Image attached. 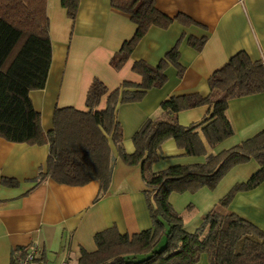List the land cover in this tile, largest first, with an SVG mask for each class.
<instances>
[{
  "label": "trees",
  "instance_id": "1",
  "mask_svg": "<svg viewBox=\"0 0 264 264\" xmlns=\"http://www.w3.org/2000/svg\"><path fill=\"white\" fill-rule=\"evenodd\" d=\"M78 2L60 0L72 25ZM110 4L136 25L132 37L110 59L115 70L126 63L151 26L166 29L173 21L197 24L184 14L167 16L156 8L155 0H111ZM46 5L47 0H0V137L48 146L45 166L32 179L34 186L47 178L70 186L99 180V195L111 182L112 143L122 162L139 167L152 222L151 228L131 235L120 233L115 225L96 232V249L88 252L81 247L76 264H195L202 253L207 254L209 264H264V230L227 210L238 192L253 190L264 182V127L229 148L207 153V147L213 148L234 134L226 115L228 100L264 92V61H253L245 51H238L208 77L207 95L191 93L163 100L159 106L163 116L145 119L132 136L134 151L126 153L116 107L139 102L148 90L162 87L170 65L181 77V38L156 65L144 60L133 62L132 70L141 77L139 83L122 81L109 90L94 77L86 92V110L55 108L52 127L44 131L29 93L44 88L52 58ZM206 40L205 36L189 37L188 44L201 50ZM104 95L105 106L98 109ZM201 105L210 108L201 122L184 126L177 121L179 111ZM168 139L187 155L205 156V160L153 170L160 146ZM250 160L258 167L249 178L235 183L219 199V209L208 211L194 231L187 230L169 201L170 194L213 187L231 168ZM18 184L15 178H0V185ZM17 252L22 253L23 248L11 252L9 264H16Z\"/></svg>",
  "mask_w": 264,
  "mask_h": 264
},
{
  "label": "crops",
  "instance_id": "2",
  "mask_svg": "<svg viewBox=\"0 0 264 264\" xmlns=\"http://www.w3.org/2000/svg\"><path fill=\"white\" fill-rule=\"evenodd\" d=\"M110 3L79 0L72 25L60 0H47L52 58L44 88L29 93L44 131L52 127L55 108L86 110V92L94 77L109 90L122 81L139 83L141 77L132 70L133 62L144 60L156 65L181 38V77L170 65L162 87L148 90L139 102L116 107L123 148L132 153L133 134L145 119L163 116L159 107L163 100L191 93L207 95L208 77L238 51H245L253 61H264V0H155L156 8L167 16L184 14L197 24L173 21L166 29L151 26L126 63L115 70L110 59L132 37L136 25ZM204 36L207 40L201 50L188 44L189 37ZM105 101L104 95L98 109L104 108ZM209 111L208 105H201L179 111L176 118L181 125L189 126L201 122ZM226 115L234 134L213 148L207 147L208 154L229 148L264 127V92L228 100ZM110 147L111 182L99 195V180L70 186L47 178L34 186L32 179L45 166L48 146L14 143L0 137V178L19 181L16 187L0 185V264H9L16 248L32 244L39 248L45 264H76L81 247L88 252L96 249L93 236L98 231L115 225L120 233L131 235L152 227L139 167L126 165L112 143ZM204 160L205 156L187 155L168 139L160 146L153 170ZM250 163L252 167L240 170L238 166L228 174L226 189L249 178L257 169V164ZM237 178L241 181H235ZM228 210L264 230V182L253 190L238 192ZM195 264H209L207 254L202 253Z\"/></svg>",
  "mask_w": 264,
  "mask_h": 264
},
{
  "label": "rangeland",
  "instance_id": "3",
  "mask_svg": "<svg viewBox=\"0 0 264 264\" xmlns=\"http://www.w3.org/2000/svg\"><path fill=\"white\" fill-rule=\"evenodd\" d=\"M251 161L257 164L256 166L258 167V163L255 160ZM250 162L239 164L231 168L213 187L202 186L196 190H188L181 193L174 192L170 194L169 201L172 203L175 210L181 214L187 230L194 231L208 211L214 208L219 209V199L229 190V188L226 189V185L224 186L228 174L238 166L240 170H246L252 167ZM237 179L239 180L235 181H241L240 178Z\"/></svg>",
  "mask_w": 264,
  "mask_h": 264
},
{
  "label": "built area",
  "instance_id": "4",
  "mask_svg": "<svg viewBox=\"0 0 264 264\" xmlns=\"http://www.w3.org/2000/svg\"><path fill=\"white\" fill-rule=\"evenodd\" d=\"M15 260L16 264H45L40 256L39 248L35 244L24 247L22 253L17 252Z\"/></svg>",
  "mask_w": 264,
  "mask_h": 264
}]
</instances>
